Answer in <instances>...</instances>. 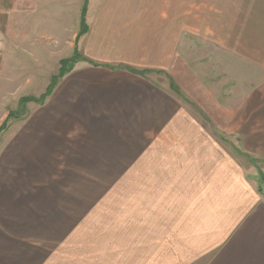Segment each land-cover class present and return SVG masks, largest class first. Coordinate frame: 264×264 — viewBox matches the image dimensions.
<instances>
[{
    "label": "crops",
    "instance_id": "0c3cea01",
    "mask_svg": "<svg viewBox=\"0 0 264 264\" xmlns=\"http://www.w3.org/2000/svg\"><path fill=\"white\" fill-rule=\"evenodd\" d=\"M0 16L11 22L9 59L17 36L41 38L23 49L38 65H51L47 79L74 57L75 0H0ZM52 21L65 22L58 49L50 45L57 38L48 30ZM168 23L171 42L157 41L152 54L137 47L131 24H120L126 34L115 42L99 41L101 31L95 37L86 23L81 59L44 105L7 127L0 140V264H264V172L254 165L248 174L241 165L238 122H199L208 120L193 103L202 106L199 94L223 98L197 94L200 77L185 62L177 68L175 38L191 29L176 34L175 18ZM238 51L227 52L233 66ZM233 87L226 98H234ZM248 128L242 148L250 163L264 159V133ZM45 251L51 256L43 258Z\"/></svg>",
    "mask_w": 264,
    "mask_h": 264
},
{
    "label": "rangeland",
    "instance_id": "374dc122",
    "mask_svg": "<svg viewBox=\"0 0 264 264\" xmlns=\"http://www.w3.org/2000/svg\"><path fill=\"white\" fill-rule=\"evenodd\" d=\"M232 2L234 4L229 5ZM83 3L84 0H75L76 51L83 43L84 38V36L80 37L77 41ZM169 16L170 19L175 18L176 34L182 33L184 29L186 31L191 29L189 35L176 36L175 38L177 68L182 69L183 62H185L200 77L198 81L204 88L198 90L197 94L206 89L223 98L219 103L209 99L204 92L199 94L202 106L194 101L193 103L208 117H206L207 122H204L203 118L198 116L199 122L213 127L217 123L237 125L238 122L240 134L244 135L241 146H246L247 137L245 135L249 126L255 127V131L262 132L261 134L264 133V0H252L249 3L246 0H88L86 23L91 31H94L95 37L101 31V36L97 38L99 41L106 38L115 42L120 41V37L126 34V28L121 27L120 24H131L135 31V40L139 42L137 47L144 48L147 54H152L151 51L155 50L158 43L166 45L168 40L170 42L172 40V37L164 36L168 32L171 33V29H173L172 26L170 29L168 28ZM2 17L0 16V128L4 122L7 127L24 123L23 121L29 117L30 111L39 107L36 103H26L24 116L22 115L18 119L7 120L9 113L16 111L21 99H38L45 95L51 81L46 77L53 72L49 68L51 65L49 67H44L43 64L38 65V61H33L32 55L27 52L30 41L33 43L34 40H37L34 41V44H39L41 40L39 37L31 39L29 37L26 38V41L18 36L15 37L12 47L16 48L17 54L9 59L7 29L11 22ZM104 17L107 19L117 18L118 20H109L105 26ZM126 18H132V20L127 21ZM34 23L38 24L39 21ZM62 24L65 22L52 21L48 23V30L53 31L57 36L53 42L50 40V45L57 49L60 47L62 33L64 35ZM136 24L143 25V29L136 27ZM172 24L174 23H170V25ZM23 25V22H20L19 27L17 26L21 34ZM117 30H121V32ZM91 35L92 33H90ZM93 38H89V40H95ZM157 41L158 43H156ZM25 46L28 47L25 48ZM235 49H240V51L234 52L240 56V63L239 65L234 63L233 66L231 53L227 52ZM95 50L97 49H94V53H96ZM77 54L79 55V52ZM92 57L97 59L93 54ZM242 59L245 66H240ZM232 78L234 79L233 83H231ZM253 81L255 84L252 83ZM211 86L214 87L209 89ZM221 87H223L222 92L220 91ZM230 87L234 88L235 96L239 93L240 99H236L235 96L233 99L226 98V92H223ZM242 92H249V94L245 95ZM221 104L225 111L219 113L218 107H221ZM234 111L237 116L232 120L231 114ZM225 112H229V118L223 116ZM224 135L228 140L226 134ZM7 136L6 130L0 132V140L7 139ZM259 145L262 147L263 143ZM242 147L240 151L244 157L241 158V165L244 164L247 173H253L254 165L257 172H264V159L261 156L254 158L249 154L253 159L251 156L249 158L253 163L255 162L254 164L251 161L249 163L246 159L248 157L245 158L248 153ZM225 148L231 152L226 146ZM261 186L264 196V180L261 181ZM51 254L45 251L41 256L44 258ZM53 256L58 258L55 253ZM185 261H176V264H185Z\"/></svg>",
    "mask_w": 264,
    "mask_h": 264
},
{
    "label": "trees",
    "instance_id": "16d2710c",
    "mask_svg": "<svg viewBox=\"0 0 264 264\" xmlns=\"http://www.w3.org/2000/svg\"><path fill=\"white\" fill-rule=\"evenodd\" d=\"M87 4H88V0H84L82 11H81V17H80V32L77 35V41H78V39L80 37H82L83 35H85L87 33V29L88 28H87L86 20H85V16H86V13H87ZM80 59L81 58L77 54V51H76V48H75L74 57H72L70 59H67V60L60 61V67H59L58 74H57V76H55L51 80V83L49 84V86H48V88H47V90L45 92V95L41 96L38 99H34V98H23V99H21L19 101V103H18V107H17L16 111L15 112H10L7 120H10V118L18 119V118L22 117V115H23V113L25 112V109H26L25 105L28 102H34L38 106L44 105L46 99L49 97V95L54 90V87L56 85L57 79L62 78L64 75L69 73L71 71V69H72L73 64L76 63L77 61H79ZM93 65L96 66L95 64H93ZM171 87H172V89H174L175 91L178 92V89L175 87L174 84H172ZM5 130H7V126H6V123L4 122V124L0 128V132H3ZM261 179L264 180V176H261Z\"/></svg>",
    "mask_w": 264,
    "mask_h": 264
}]
</instances>
